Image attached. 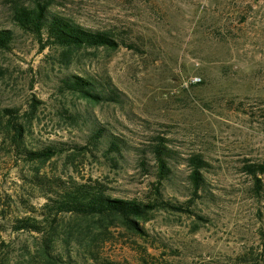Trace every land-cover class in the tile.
Listing matches in <instances>:
<instances>
[{
  "label": "rangeland",
  "instance_id": "1",
  "mask_svg": "<svg viewBox=\"0 0 264 264\" xmlns=\"http://www.w3.org/2000/svg\"><path fill=\"white\" fill-rule=\"evenodd\" d=\"M15 1L0 0V27L16 30L0 49V108L30 109V146L52 141L67 149L40 164L0 149V264H264V174L258 189L244 170L264 162V0H48L50 8L95 30L110 31L116 49L41 47L17 28ZM81 74L115 87L119 99L91 103L61 89L65 75ZM123 144L89 142L94 125ZM165 139L171 173L165 199L193 197L187 159L209 161L194 213L159 209L141 238L115 223L99 234L96 220L62 215L57 237L13 229V220L45 202L31 182L41 172L89 177L113 196L146 200L158 183L153 145ZM79 146V147H77Z\"/></svg>",
  "mask_w": 264,
  "mask_h": 264
},
{
  "label": "trees",
  "instance_id": "2",
  "mask_svg": "<svg viewBox=\"0 0 264 264\" xmlns=\"http://www.w3.org/2000/svg\"><path fill=\"white\" fill-rule=\"evenodd\" d=\"M48 0L15 1L12 6L11 18L15 26L22 31L33 35L41 42V47L49 45L60 46L65 50L66 58L69 52L80 48L116 49L120 42L110 31L95 30L77 22L74 18L58 13L50 8ZM16 30L12 27H0V49L11 48L15 41ZM61 89H69L81 98L91 103L115 101L119 95L115 87L100 83L89 75L69 74L61 79ZM38 99L33 98L30 109L23 110L19 106H3L0 108V149L7 146L8 153L21 158L26 162L44 164L53 157L64 153L67 149L63 142H50L43 145L27 144L33 134V114L38 108ZM89 142L108 145V151H123L122 142L106 133L102 126L94 125L89 136ZM79 147V146H77ZM153 152L158 162V183L154 188V195L146 200L113 196L106 183L89 177L77 180L68 179L60 175H50L41 172L37 167L30 179L34 186L39 187L45 197V202L39 209H33L32 214L16 217L13 220V229L16 231L28 230L43 235L42 250L50 260L49 250L52 248L60 226V217L71 214L77 219L89 221L87 227L96 220L99 223L98 236L107 233L108 228L115 223L127 231L146 238L149 232L145 223L151 220L156 210H176L194 213L190 203L200 196L203 190L210 163L201 153H195L188 159L191 172L189 175L192 184L193 197L188 203H174L164 198L161 185L162 180L168 179L171 168L168 165L169 151L166 141L159 138L153 145ZM244 170L250 174L259 189L262 184L260 175L264 174V162H247Z\"/></svg>",
  "mask_w": 264,
  "mask_h": 264
}]
</instances>
